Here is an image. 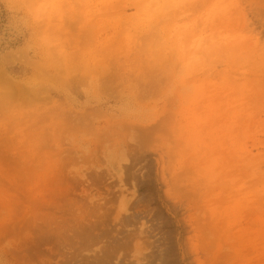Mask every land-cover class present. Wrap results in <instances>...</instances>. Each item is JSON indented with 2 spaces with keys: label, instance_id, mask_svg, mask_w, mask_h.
I'll return each mask as SVG.
<instances>
[{
  "label": "rangeland",
  "instance_id": "374dc122",
  "mask_svg": "<svg viewBox=\"0 0 264 264\" xmlns=\"http://www.w3.org/2000/svg\"><path fill=\"white\" fill-rule=\"evenodd\" d=\"M0 264H264V0H0Z\"/></svg>",
  "mask_w": 264,
  "mask_h": 264
}]
</instances>
